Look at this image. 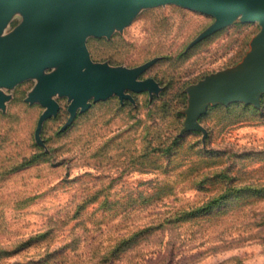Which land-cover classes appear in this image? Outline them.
<instances>
[{
  "label": "rangeland",
  "instance_id": "1",
  "mask_svg": "<svg viewBox=\"0 0 264 264\" xmlns=\"http://www.w3.org/2000/svg\"><path fill=\"white\" fill-rule=\"evenodd\" d=\"M16 9L6 36L24 21ZM174 3L139 5L109 34L85 33L93 63L138 80L84 108L29 97L59 64L0 86V264H264L261 103H211L186 130L190 87L242 62L262 26ZM51 20L43 21L50 23Z\"/></svg>",
  "mask_w": 264,
  "mask_h": 264
},
{
  "label": "water",
  "instance_id": "2",
  "mask_svg": "<svg viewBox=\"0 0 264 264\" xmlns=\"http://www.w3.org/2000/svg\"><path fill=\"white\" fill-rule=\"evenodd\" d=\"M167 3L215 16L216 21L205 34L226 26L237 16L262 26L242 62L190 87L186 130L200 127L198 120L211 103L244 101L259 105L264 92V0H0V31L14 10L22 11L25 17L15 31L0 35V86L59 64L29 97L48 107L42 118L59 109L60 103L52 97L57 91L73 98L70 110L75 113L78 105L88 107L87 100L94 91L101 99L113 92L124 98L126 86L142 90L151 79L138 80V76L150 63L136 68L93 63L84 35L88 31L111 33L114 24L122 27L129 23L139 5ZM46 20L51 22L43 23Z\"/></svg>",
  "mask_w": 264,
  "mask_h": 264
}]
</instances>
